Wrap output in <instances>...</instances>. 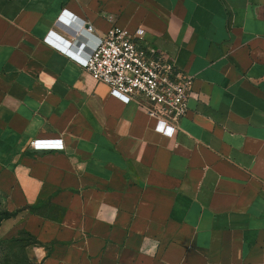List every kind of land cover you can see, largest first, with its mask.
Listing matches in <instances>:
<instances>
[{"label":"crops","instance_id":"0c3cea01","mask_svg":"<svg viewBox=\"0 0 264 264\" xmlns=\"http://www.w3.org/2000/svg\"><path fill=\"white\" fill-rule=\"evenodd\" d=\"M113 25L194 77L172 136L45 40ZM0 195L34 264H264V0H0Z\"/></svg>","mask_w":264,"mask_h":264},{"label":"built area","instance_id":"2783aa9c","mask_svg":"<svg viewBox=\"0 0 264 264\" xmlns=\"http://www.w3.org/2000/svg\"><path fill=\"white\" fill-rule=\"evenodd\" d=\"M68 22L73 15L63 14ZM62 17V19H65ZM93 27L85 32L90 34ZM145 30L113 25L103 36L87 40L88 45L72 48L71 42L50 31L45 40L70 55L108 85L110 93L135 102L156 120L155 129L167 136L177 131L179 119L188 111L194 77L179 71L174 62L144 42Z\"/></svg>","mask_w":264,"mask_h":264},{"label":"trees","instance_id":"16d2710c","mask_svg":"<svg viewBox=\"0 0 264 264\" xmlns=\"http://www.w3.org/2000/svg\"><path fill=\"white\" fill-rule=\"evenodd\" d=\"M30 212L40 213L43 215L48 214L49 210L55 209L46 201H38L37 203L28 207ZM61 211L60 208H58ZM17 214V210H6L2 219H8ZM60 218V217H59ZM41 241L26 229H21L18 235L11 237L0 238V264H34L30 261L26 248L29 245H38Z\"/></svg>","mask_w":264,"mask_h":264},{"label":"rangeland","instance_id":"374dc122","mask_svg":"<svg viewBox=\"0 0 264 264\" xmlns=\"http://www.w3.org/2000/svg\"><path fill=\"white\" fill-rule=\"evenodd\" d=\"M6 210L7 209L5 208V205H4L3 196L0 195V238L5 237V231L8 228V226H6L4 223L6 219H2V215Z\"/></svg>","mask_w":264,"mask_h":264}]
</instances>
